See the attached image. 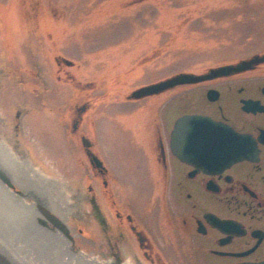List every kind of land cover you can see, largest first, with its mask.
Returning <instances> with one entry per match:
<instances>
[{
  "label": "flooded vegetation",
  "instance_id": "flooded-vegetation-1",
  "mask_svg": "<svg viewBox=\"0 0 264 264\" xmlns=\"http://www.w3.org/2000/svg\"><path fill=\"white\" fill-rule=\"evenodd\" d=\"M157 53L153 50L147 57L142 56L140 63L155 58ZM254 54H264V50L245 58ZM54 60L56 80L79 87L81 83L76 75L64 70L73 64L59 56H55ZM232 62L208 66L199 70V74ZM12 72L15 70L12 71L11 66L6 69L0 64V141L17 152L15 156L20 163L29 161L34 165L28 148L37 147L34 140L36 135L28 131L30 136H27L23 129L29 111L27 103L34 101L39 108L46 106L48 102L43 92H48L49 88L45 86L46 80L41 70L37 69L35 75H31L26 70L18 69L22 76L21 84L26 85L28 77L35 79V92L32 91L35 96L33 100L6 97L10 95L6 91L12 84ZM84 85L86 88L90 86L88 89L92 91L96 82H84ZM175 88L177 96L197 102L195 109L180 115L198 113L208 116L241 135L249 136L253 145L244 140L241 147L252 153L225 167L199 165L198 169L180 160L172 151L171 132L178 116L170 124L171 127H165V117L169 122L170 118L165 109L161 111L154 98H133L130 96L131 90L123 100L133 105L119 108L114 106L118 100L115 96L108 97L112 91L107 90L103 95L96 93L85 96L83 103L71 98L65 106L63 121H58L57 127L51 126L50 131L45 130L46 133L52 132L57 141L61 135L66 137L69 152L80 148V159L73 156L71 160L83 169L85 189L82 192L74 190L66 197L75 204L73 213L67 217L60 215L56 212H60L57 205L53 208L47 204L49 201L39 200L36 187L16 185V180L1 165L12 183L9 186L0 178L2 192L7 193L17 207L30 205L32 209L35 208L37 215L34 221L43 223L51 231L56 230L58 235L65 238L68 252L78 255L87 264H169L161 253L154 221L137 217L136 200L127 192L121 193L117 185L118 174L106 159L102 144L103 124L109 118L113 119L115 114L131 110L130 113H135L134 119L140 125V133L131 129L127 121L120 125L128 135L129 144L132 143L134 149L140 151L147 164L149 189L145 193L146 202L140 206L143 211L157 212L168 238L171 241L179 240L189 250L188 254L193 259L191 264H264V62L244 71L180 84L162 92L165 94ZM5 100L18 101L19 108L12 115L8 116L6 112L10 103ZM245 101L257 103L260 109L245 108ZM8 131L11 134H7ZM56 165L59 168L58 162ZM64 173L72 174L68 170ZM49 175H57V169ZM54 203L49 202L50 205ZM2 211L4 214L6 210L3 207L0 209V217L3 216ZM51 215L63 223L67 234L53 225ZM71 220L82 224L74 226ZM9 223V220L1 217V239V230L8 228ZM60 247L63 248L61 243ZM51 253L53 257V250Z\"/></svg>",
  "mask_w": 264,
  "mask_h": 264
},
{
  "label": "rangeland",
  "instance_id": "rangeland-1",
  "mask_svg": "<svg viewBox=\"0 0 264 264\" xmlns=\"http://www.w3.org/2000/svg\"><path fill=\"white\" fill-rule=\"evenodd\" d=\"M0 43V64L15 70L6 91L10 95L6 97L33 100L35 96V79L28 77V83L21 84L18 69L34 75L37 69L41 70L49 88L43 92L46 106L27 103L29 111L23 129L26 134L29 131L36 135L37 147H27L35 167L45 174L57 169L61 180L73 178L75 191L82 192L83 169L71 160L73 156L80 159V148L71 153L66 137L61 135L57 141L52 132L46 133L63 121L69 100L83 103L85 96L103 95L108 90L112 91L108 97L118 100L114 106H131L133 103L123 100L124 96L146 82L180 71L199 73L208 66L263 51L264 0H0ZM153 50L157 56L140 63L139 58L147 57ZM55 56L73 61L64 70L76 75L79 87L56 80ZM94 80L96 87L91 91L84 82ZM176 89L148 96L157 101L161 111H167L170 122L165 117V127L197 104L188 97L177 96ZM5 101L10 103L7 114L12 115L19 108L18 101ZM130 112L117 113L103 124L106 159L118 174L121 193L135 198L137 217L154 221L165 260L169 264H191L189 250L179 240L168 238L157 212L145 213L141 208L149 189L147 164L140 151L129 144L120 125L127 121L131 129L140 133L135 113ZM65 170L72 174L65 175ZM24 171L19 170L20 177ZM71 222L74 226L82 224Z\"/></svg>",
  "mask_w": 264,
  "mask_h": 264
},
{
  "label": "bare ground",
  "instance_id": "bare-ground-1",
  "mask_svg": "<svg viewBox=\"0 0 264 264\" xmlns=\"http://www.w3.org/2000/svg\"><path fill=\"white\" fill-rule=\"evenodd\" d=\"M64 59L69 61V64H73V61ZM142 59L139 58L140 61ZM1 165L8 171L13 180H16L14 181L16 185L34 186L38 188L39 200L45 199L46 202H56L55 205H50L49 202L47 204L53 208L57 205L60 212L58 210L56 212L60 215L67 217L75 210V204L66 198L69 193L75 190L73 180L64 178L61 180L60 176L45 174L29 161L20 163L19 158L13 154L11 149L0 141ZM19 170H25L27 173L20 177ZM12 202L11 197L7 193H3L0 188V209L3 207L6 210L4 214L3 211L1 212L3 214L1 217L10 221L8 228L11 231L9 232L8 228L1 230L3 239L0 238V243L9 250V256L8 254L7 256L11 257L14 262L17 264H87V262L81 261L78 255L68 252L65 247L67 244L65 238L58 235L56 230L51 231L43 223L34 221L37 215L35 208L32 209L30 205L20 208ZM53 225L58 227L54 222ZM49 242L50 244H48ZM60 243L63 248L60 247ZM54 245H59V247ZM3 248L5 247L3 246ZM51 250L54 253L53 257ZM88 264L92 263L89 262Z\"/></svg>",
  "mask_w": 264,
  "mask_h": 264
},
{
  "label": "water",
  "instance_id": "water-1",
  "mask_svg": "<svg viewBox=\"0 0 264 264\" xmlns=\"http://www.w3.org/2000/svg\"><path fill=\"white\" fill-rule=\"evenodd\" d=\"M66 62L70 63L69 61ZM260 62H264V54H254L235 63L218 65L209 68L205 73L178 72L163 80L136 88L130 93V96L140 98L159 93L179 84L195 83L200 80L237 73L250 69ZM244 106L249 109H260L258 104L252 101H245ZM244 140L253 145V141L249 136L241 135L230 126L198 113H185L179 116L171 132L173 153L180 160L198 169L199 165L202 167H225L243 157L249 156L252 151L241 147V143ZM0 178L9 186H12L9 175L1 167ZM51 218L58 228L67 234V229L63 223L54 215H51ZM2 245L0 243V264H17L11 257H8L9 250L5 245H3L5 247L3 248Z\"/></svg>",
  "mask_w": 264,
  "mask_h": 264
}]
</instances>
